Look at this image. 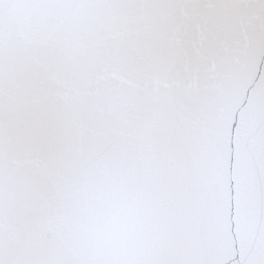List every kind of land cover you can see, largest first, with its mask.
<instances>
[{
    "label": "snow or ice",
    "instance_id": "1",
    "mask_svg": "<svg viewBox=\"0 0 264 264\" xmlns=\"http://www.w3.org/2000/svg\"><path fill=\"white\" fill-rule=\"evenodd\" d=\"M0 264H264V0H0Z\"/></svg>",
    "mask_w": 264,
    "mask_h": 264
}]
</instances>
